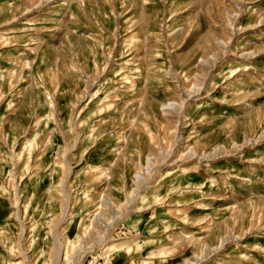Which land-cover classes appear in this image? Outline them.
I'll return each mask as SVG.
<instances>
[{
    "label": "rangeland",
    "instance_id": "374dc122",
    "mask_svg": "<svg viewBox=\"0 0 264 264\" xmlns=\"http://www.w3.org/2000/svg\"><path fill=\"white\" fill-rule=\"evenodd\" d=\"M0 264H264V0H0Z\"/></svg>",
    "mask_w": 264,
    "mask_h": 264
},
{
    "label": "bare ground",
    "instance_id": "6f19581e",
    "mask_svg": "<svg viewBox=\"0 0 264 264\" xmlns=\"http://www.w3.org/2000/svg\"><path fill=\"white\" fill-rule=\"evenodd\" d=\"M101 199V198H100ZM101 201H103L104 203H106V204H109V205H113V202H112V200L110 199V198H108V197H103V199H101ZM66 208H67V206H66ZM66 210V209H65ZM58 249V248H57ZM60 249V248H59ZM59 251V250H58ZM58 254V253H57ZM58 258H59V256H58Z\"/></svg>",
    "mask_w": 264,
    "mask_h": 264
}]
</instances>
